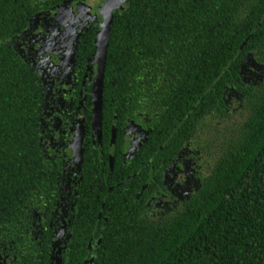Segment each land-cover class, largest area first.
Here are the masks:
<instances>
[{
  "label": "trees",
  "instance_id": "16d2710c",
  "mask_svg": "<svg viewBox=\"0 0 264 264\" xmlns=\"http://www.w3.org/2000/svg\"><path fill=\"white\" fill-rule=\"evenodd\" d=\"M84 1L0 0V227L39 183V82L11 40L39 7ZM104 66L103 121L145 109L170 151L197 138L210 163L198 190L164 216L117 196L85 263L264 264V0H126L113 11ZM78 224L86 240L70 264H83L87 238L102 229L84 213Z\"/></svg>",
  "mask_w": 264,
  "mask_h": 264
},
{
  "label": "flooded vegetation",
  "instance_id": "af4514ba",
  "mask_svg": "<svg viewBox=\"0 0 264 264\" xmlns=\"http://www.w3.org/2000/svg\"><path fill=\"white\" fill-rule=\"evenodd\" d=\"M105 1L39 7L11 40L17 58L39 82L32 118L40 166L39 183L8 211L12 214L0 227V264H70L73 246L86 240L87 231L82 235L78 224L81 213L102 227L97 237L87 238L84 264L95 256L92 245H100L117 196L155 219L184 206L206 177L210 158L200 139L170 151L145 109L103 121V102L94 99L98 63L93 40L101 31L99 10Z\"/></svg>",
  "mask_w": 264,
  "mask_h": 264
},
{
  "label": "water",
  "instance_id": "95a60500",
  "mask_svg": "<svg viewBox=\"0 0 264 264\" xmlns=\"http://www.w3.org/2000/svg\"><path fill=\"white\" fill-rule=\"evenodd\" d=\"M126 0H106L100 8L102 12L103 22L101 24V31L99 33V40L97 45L96 62L98 63V75L97 85L94 90L95 101L101 103L102 89H103V76H104V65L106 61L107 42L109 38L110 24L113 17V11L116 8H120ZM97 112L100 111L99 107L95 109ZM85 264H90L86 262Z\"/></svg>",
  "mask_w": 264,
  "mask_h": 264
},
{
  "label": "rangeland",
  "instance_id": "374dc122",
  "mask_svg": "<svg viewBox=\"0 0 264 264\" xmlns=\"http://www.w3.org/2000/svg\"><path fill=\"white\" fill-rule=\"evenodd\" d=\"M98 1H100V0H85L84 1V3H85V5L87 4V6L89 7V6H91V5H96V3H98ZM211 123H213V122H211Z\"/></svg>",
  "mask_w": 264,
  "mask_h": 264
}]
</instances>
